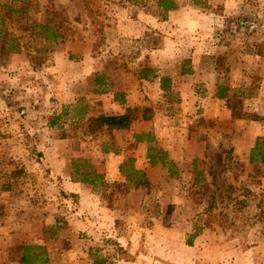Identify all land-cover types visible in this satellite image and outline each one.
<instances>
[{
  "label": "rangeland",
  "instance_id": "rangeland-1",
  "mask_svg": "<svg viewBox=\"0 0 264 264\" xmlns=\"http://www.w3.org/2000/svg\"><path fill=\"white\" fill-rule=\"evenodd\" d=\"M175 2L177 16L159 0H0V66L26 52L35 71L24 76L37 80L41 105L33 115L0 116V264H160L142 253L157 256L161 235L163 247L183 252L185 264H264V0ZM42 25L61 35L47 38ZM73 43L93 47V72L72 84L85 96L84 117L51 87L81 69L78 52L66 50L64 62L53 58ZM199 57L201 68L216 75L210 79L230 89L209 111L194 94L205 92L206 82L183 77ZM161 63L163 91H145L138 82L159 76ZM138 85L140 102L133 96V104L120 107L132 118L129 127H102L98 117L117 111L109 98L127 101ZM49 104L63 113L53 128ZM78 135L83 147L74 143L70 155L85 151L98 163L72 157L68 170L88 179L94 203L109 211L83 208L48 156L55 136ZM7 139L21 145L4 146ZM257 141L259 158L252 160ZM117 151L124 153L119 164L111 162ZM162 153L173 164L151 162V154ZM115 166L126 180H107ZM199 233L212 241L206 260L179 247Z\"/></svg>",
  "mask_w": 264,
  "mask_h": 264
},
{
  "label": "crops",
  "instance_id": "crops-1",
  "mask_svg": "<svg viewBox=\"0 0 264 264\" xmlns=\"http://www.w3.org/2000/svg\"><path fill=\"white\" fill-rule=\"evenodd\" d=\"M172 11H173L171 13L172 16H177L178 15L177 13L179 12V8L174 9ZM92 49H93V47H91L89 44L73 43V44L63 45V46L55 49V51L53 53V58L57 62H64L65 61L64 56H65L66 50L67 51L71 50L72 52H76V53L78 52V54L81 56V65L82 66H81V69L79 70V72H77L76 74H68L67 76H62V77L56 78V80L53 81L54 84L51 85V87L54 91H57L58 88H61L60 91L54 93V94H56L55 97L58 99V101L61 104H64L65 106L67 104H71V106L74 108L75 113L77 115H79L80 117H84L87 114H90V111L88 109V106H86V103L84 100V97H85L84 94L83 93L80 94V93L76 92L75 90H73L72 84L74 83V80H84L89 74H91L93 72L94 68L92 67V65H91L92 62L90 61L91 59H93ZM211 51H216V49H214V47H213L211 49ZM203 65H204V63H203V60L201 59V57L195 58V60L193 61V65L189 69L190 70L189 73L185 74V76H183V77L185 78L188 76V78H185V80H189L190 78H193L195 81H198V82H206V91L202 92V91L198 90V92H194V94L198 98L202 99V101L204 102L203 106H206V109L209 111L210 105L215 103L217 100L229 98L230 89L227 87L217 86L216 85L217 80H215L216 75H212L210 70L202 69L201 66H203ZM160 66H161V69L159 70V72H160L159 76L157 75V77L153 78V79L152 78H143L138 82V83L142 82V86L145 89V91H147V89H151V88H155L156 90L163 91V89L160 85L161 76L163 75L162 63ZM34 71H35V68L33 66V63L30 60V58L26 52H20V53L13 54L10 57V59L6 65L0 66V116H5L7 114H11L12 112L15 113L16 111H23L24 113H27L28 115H33L34 113L40 112L39 111V109H41L40 108L41 105L39 104L40 97H38L39 94L36 91V89H38V87H36L37 80H34V76H31V77L24 76L25 73H27V72L33 73ZM201 72H203V73H201ZM206 73H207V77H206ZM209 76L211 78H213L212 76H214L215 81L211 80ZM61 80L63 82L62 83L63 87L61 86V83H60ZM66 84H69V86H67ZM139 86L140 85H138V88H139ZM138 88L132 90L131 94L129 96H127V101L126 100L124 102L120 101L121 102L120 103L119 101H117L115 99V96H114V98H109L110 103L107 106L113 107V109L117 110V111L114 113L111 111V113H107V114L101 115V116H120V115L127 114L126 111L120 110V107H122L121 104H123V106H125L126 104H129V105L133 104L132 103L133 100H131V97L133 98V96H137V95L141 96L142 88H139V89ZM2 92H4L5 95ZM7 92H9V94ZM114 92L116 93V91H114ZM113 93H112V95H113ZM221 94L223 95L222 98L220 97ZM109 96H111V95H109ZM137 100L140 102V99L138 96H137ZM49 106H50V108H49ZM92 110H93V106L91 109V113H92ZM47 112H49L50 116L53 115L52 120L49 122L50 127L51 128L56 127V125L58 123L57 119H59V117H61L63 115L62 111L54 108V104H52V105L49 104ZM146 119H148V118H146ZM143 122H145V119ZM30 123H31V125H29V126L34 127V122L31 121ZM101 126L113 129L115 131L124 130V129L115 128L113 126H109L105 123H102ZM79 127H82V126L80 125ZM79 130H81V128ZM80 132H82V130L79 131L78 133L80 134ZM81 135H82V133H81ZM81 135H78L77 137L74 136L71 138H69L68 136L63 137V138H61V137L56 138V136H55L53 139L52 145L49 146V148L51 149V152H50V155H48V156H49V158H53L52 162L55 165L57 164L58 166H61V168L63 169L58 173L57 178L60 177L59 179H61L63 181L62 186L64 187V190H66V192L72 193L77 198H79L81 200V204H82L83 208H84V206H86V209H90L91 206L93 207V205H96L97 207L100 206L101 209L104 211H106V210L109 211V210H111V208H107L108 205H106L107 206L106 207V206L102 205V203L100 204L101 201L99 203L95 204L93 201L95 194L92 193V188L89 186V184L84 182L82 179L73 178L72 177L73 172L68 170V164H69V162H71L73 160L72 157H76V158H89L90 157L89 162H91L93 164L98 163L96 159H94L91 155H87V153L85 151L84 152H82V151L76 152L78 155L76 153L70 155L71 150H72V152L77 151L76 145H74V143L78 144L79 147L80 146L83 147L82 146L83 141L80 140ZM68 138H69V140H68ZM70 140H77V141L76 142L74 141L69 146ZM11 141L12 140L7 139V140L3 141L2 144L4 146L12 147V148L19 147L21 145L20 143H18V141H15V142H11ZM93 143L96 144L95 141ZM135 143H137V142H135ZM90 146H92V145H90ZM152 147H154V146H152ZM123 154H124L123 151L113 152L111 162L113 163L115 160V163L119 164L120 158L122 156H124ZM10 156H12V155H10ZM14 156H16V158L18 160L24 158V157H18L17 155H14ZM137 158H138L137 161H139V162L142 159L140 154L137 156ZM18 162H20V161H18ZM23 163L26 164L25 161H23ZM117 167L115 166V169L111 168L112 169L111 172H106L107 180H109V181L110 180L111 181L126 180L125 177H123V175L119 171V168L117 169ZM17 172L18 171H16L15 173H17ZM12 173L14 174L13 171H10V174H12ZM54 176H55V174H54ZM95 196H97V195H95ZM95 200H97V197L95 198ZM4 221L5 220H4L3 215L0 214V227H2V224L4 223ZM129 225H130V223H129ZM157 240L160 241L159 246L157 247V254H156L157 256H155V254L153 256L150 249H149L148 252L142 253V256L145 259H151L152 257H154V259H156L157 261H160L159 262L160 264H164V261H163L164 259L174 261L177 264H185L186 261H188L187 257L185 255H183V252L168 251L167 247H163V244L165 243V240H166L165 237H162V235L158 236ZM190 240L191 241L188 242L189 244H187V246H185V244H182L180 241L179 247L181 246V250L186 249L184 247H187L191 250L193 249L195 252L199 253V256L203 255L204 260H206L205 256L207 253V247L213 248L212 241L208 242L206 240V235H204L202 233H199L198 235L191 238ZM202 248H203V250H202ZM217 258H219V256H217ZM198 260L200 261V259H198ZM219 260L220 259H217V261H215V263H218ZM126 263H129V262H126ZM135 263L146 264V263H144V261L143 262H135ZM165 264H168V263L166 262Z\"/></svg>",
  "mask_w": 264,
  "mask_h": 264
},
{
  "label": "trees",
  "instance_id": "trees-1",
  "mask_svg": "<svg viewBox=\"0 0 264 264\" xmlns=\"http://www.w3.org/2000/svg\"><path fill=\"white\" fill-rule=\"evenodd\" d=\"M159 6L162 7L163 9H165L166 11H169V10L176 9L177 3L175 2V0H159ZM42 27L44 30L49 32V34L47 35L48 36L47 38H49V39L51 38V39L56 40L61 35V33H59V31L56 28L44 26V25H42ZM20 51H21V49L19 47L18 48H12V52H20ZM154 77H157V75H154ZM164 87L165 88L168 87L166 82L164 83L163 88ZM220 97L222 98L223 95L221 94ZM122 102H124V99L122 100ZM131 120H132V118L129 114H124V115H120V116H101V117H98L99 122L105 123L109 126H113L115 128H118V129L128 128L130 123H131ZM147 136H150V137H148V141H153V138L150 134H147ZM138 141H141V139H138ZM150 150L152 151V150H154V148L151 147ZM260 150H261L260 144L257 141L255 147H253L251 150V159L252 160H256L259 158ZM149 157L151 158L152 163H155L158 160H160L163 163V165H166V163H168V162L170 164H173L171 161L166 159V157H167L166 153H162L161 155H159L157 157L155 155L151 154V156H149ZM173 174H174V172H173ZM87 180L88 179H84L83 181L86 182ZM144 182H146V181L145 180L144 181H138V184L141 185Z\"/></svg>",
  "mask_w": 264,
  "mask_h": 264
}]
</instances>
